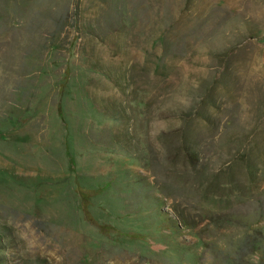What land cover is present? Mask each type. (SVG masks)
Here are the masks:
<instances>
[{
    "label": "rangeland",
    "instance_id": "1",
    "mask_svg": "<svg viewBox=\"0 0 264 264\" xmlns=\"http://www.w3.org/2000/svg\"><path fill=\"white\" fill-rule=\"evenodd\" d=\"M0 264H264V0H0Z\"/></svg>",
    "mask_w": 264,
    "mask_h": 264
}]
</instances>
